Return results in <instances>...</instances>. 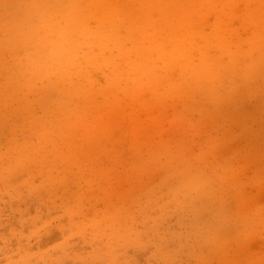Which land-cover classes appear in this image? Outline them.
<instances>
[{
    "label": "clouds",
    "instance_id": "clouds-1",
    "mask_svg": "<svg viewBox=\"0 0 264 264\" xmlns=\"http://www.w3.org/2000/svg\"><path fill=\"white\" fill-rule=\"evenodd\" d=\"M23 2L20 22L0 24V219L5 205L20 213L19 227L0 231V264H140L130 252L171 264L173 240L199 237L215 177L192 165L131 201L98 197L105 175L82 149L103 125L79 101L105 93L211 101L221 89L246 90L264 70V0ZM205 12L227 20L202 21ZM14 105L25 115L5 136L4 109ZM220 223L247 246L264 239V206ZM53 230L60 238L42 246Z\"/></svg>",
    "mask_w": 264,
    "mask_h": 264
},
{
    "label": "rangeland",
    "instance_id": "rangeland-1",
    "mask_svg": "<svg viewBox=\"0 0 264 264\" xmlns=\"http://www.w3.org/2000/svg\"><path fill=\"white\" fill-rule=\"evenodd\" d=\"M103 2L136 5L141 0ZM24 8L23 0H0V24H17L24 18ZM217 16L227 20L224 14L207 12L201 20L214 22ZM89 23L94 25L96 20ZM79 103L103 125L99 139L86 142L82 149L83 158L105 175L95 193L98 197L117 203L131 201L150 187L171 182L173 174L192 165L215 177L216 194L197 221L199 237L173 240L171 264H244L249 258L264 257V239L241 245L232 239L235 226L220 223L225 214L264 206V70L253 73L246 90L221 89L211 101L177 96L157 102L148 95L132 100L105 93ZM24 115L18 105L4 109L5 136L9 122ZM162 152L171 155L157 159ZM34 209L33 204L29 211ZM19 216L5 205L0 231L7 235L10 227H19ZM59 238L60 233L53 230L42 246ZM133 254L145 264L147 254L129 253Z\"/></svg>",
    "mask_w": 264,
    "mask_h": 264
}]
</instances>
